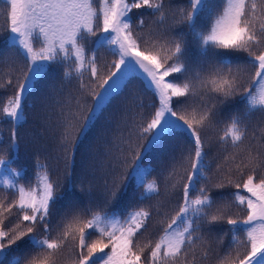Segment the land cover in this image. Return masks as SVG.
Returning a JSON list of instances; mask_svg holds the SVG:
<instances>
[{"label": "snow or ice", "instance_id": "obj_1", "mask_svg": "<svg viewBox=\"0 0 264 264\" xmlns=\"http://www.w3.org/2000/svg\"><path fill=\"white\" fill-rule=\"evenodd\" d=\"M6 2L4 41L10 55L0 52V63L22 62L23 68L15 95L0 109L14 125L7 150L0 148L10 151L0 154V192L6 193L0 196V264H56L55 257L68 245L72 264H204L215 250L204 246L203 233L217 228L222 232L218 243L225 235L230 238L216 264H264V153L253 154L249 148L246 160L240 161L235 153L226 155L224 161L231 160L234 169H224L209 159V143L201 135L225 124L219 147L225 152L229 146L239 149L248 138L251 118L257 113L264 118V0ZM169 15L171 23L162 33L151 28L165 24ZM101 51L115 59L106 65L107 76L98 80L101 91L91 89L90 114L77 116L82 120L80 138L138 77L158 101V106L148 105L152 112L138 132L147 144L133 149L130 174L106 186L104 203L111 205L127 189L124 180L143 189L141 202L159 195L157 183L147 179L156 169L144 160L160 147L168 155L166 179L171 189H178L175 215L157 212L166 218L158 221L155 241L143 245L140 237L153 219L147 208L118 213L89 206L69 216L59 206L62 185L51 178L47 165H35L43 171L27 187L20 183L26 178L24 169L13 166L20 150L16 128L26 123L24 109L32 90L54 67L70 69L63 77L74 72L81 87H86L85 71L96 82ZM234 53L246 55L234 62ZM197 90L201 103L193 106ZM73 128L71 121L65 125L66 150L74 148ZM260 132L264 135V127ZM225 188L235 191H220ZM198 244L203 246L199 256Z\"/></svg>", "mask_w": 264, "mask_h": 264}, {"label": "trees", "instance_id": "obj_2", "mask_svg": "<svg viewBox=\"0 0 264 264\" xmlns=\"http://www.w3.org/2000/svg\"><path fill=\"white\" fill-rule=\"evenodd\" d=\"M180 2L182 0H176V3ZM7 7L6 0H0V52L5 56L10 55L9 45L4 41V37L8 35ZM148 19L154 21L156 17L149 16ZM170 23L171 16L169 15L165 24L153 23L151 28L162 33ZM147 33L146 28L144 34L147 35ZM231 55L235 62L246 54ZM114 59L115 57L109 53L101 51L98 58L97 81L94 82L89 73L85 71L83 85L86 87H81L80 78L74 72L71 78L63 77V71L70 69L54 67L49 76L32 90L31 95L26 98L24 109L26 123L23 127L16 128L20 150L18 162L13 166L17 170L21 167L24 169L26 178L20 183L27 187L35 183L36 172L43 171V169H37L35 165H47L51 178L62 185L59 193L61 196L59 206L69 216L74 209L79 210L89 206L94 208L102 206L104 210H115L118 213L132 211L137 207L147 208L153 213V219L149 222L148 232L140 237V243L143 245L148 243L149 239L155 241L159 234L158 221L166 218L164 215H157V212L164 213L167 218H170L178 210V189H171V181L166 179L167 172L164 171L168 161L165 148H157L144 160L145 165H151L156 169L147 179L148 182L157 183L159 195L141 202L139 197L143 189L137 190L134 182L124 180L123 183L127 185V189L122 188L121 195L111 205L104 203L106 186H111L114 180L130 174L132 157L135 155L133 149H136L138 145L147 144L146 139L139 138L138 132L140 125L146 123L144 118L152 112L148 105L158 106V101L145 87L146 81L143 77L134 79L122 94L114 97L83 138L79 136L82 120L77 119V116L85 117L90 114L93 108L91 89L94 88L96 92L101 91L98 80L107 76L110 69L106 65ZM21 68H23L22 62L0 63V109L6 106L7 101L15 95ZM243 75L247 79V74ZM9 80L12 81L11 84H8ZM190 103L193 106L201 103L199 90ZM69 121L75 125L72 131L76 134V139L74 148L69 147L66 150L63 138L65 125ZM13 127L14 125L0 112V138L4 141L0 144V148L7 150ZM225 127V124L214 125L201 134L202 139H206L209 143V159L214 165L221 163L224 169L230 167L234 169V163L231 160L224 161L226 155L235 153L236 161H240L246 160L249 148L252 149L253 154L257 150L264 153V148L260 147L264 145V135L260 132V128L264 127V118H261L258 113L251 118L248 138L239 149H232L229 146L228 151L225 152L219 147V138L224 134ZM139 151L143 153V147H140ZM0 154L10 155V151L0 152ZM161 161L164 163L162 164ZM215 171L214 167L213 173ZM66 172H70L71 176L66 177ZM162 172L163 175H161ZM232 174L233 178H237L235 171ZM69 180L72 187L68 186ZM213 180L215 182L216 176H213ZM220 191L228 193L235 189L225 188ZM5 194L0 192V196ZM216 194L217 190L213 189V195ZM233 210L237 211V209ZM203 234L205 235L204 246H210L215 250L210 253V258L204 264H216V256L225 254L230 237L225 235L223 242L218 243L216 237L222 235L218 228L212 232L205 230ZM241 238L243 239V236ZM202 250L203 246L198 244L195 250L197 256ZM72 255L71 245L66 246L55 257L56 264H72Z\"/></svg>", "mask_w": 264, "mask_h": 264}]
</instances>
